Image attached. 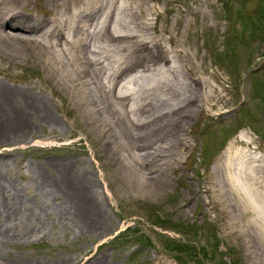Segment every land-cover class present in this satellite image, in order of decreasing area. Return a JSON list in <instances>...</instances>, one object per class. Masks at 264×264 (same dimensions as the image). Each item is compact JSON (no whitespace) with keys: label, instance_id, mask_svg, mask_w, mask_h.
<instances>
[{"label":"rangeland","instance_id":"rangeland-1","mask_svg":"<svg viewBox=\"0 0 264 264\" xmlns=\"http://www.w3.org/2000/svg\"><path fill=\"white\" fill-rule=\"evenodd\" d=\"M148 2L160 12L148 16L165 42L174 34L189 53L187 64L206 69L221 91L222 111L196 119L183 159L167 168L165 180H148L141 189L118 175L114 161L94 157L95 135L84 124L83 130L71 125L72 112L57 105L62 94L54 95L63 127L52 131L46 123L22 140L0 139V169L22 187L29 208L9 222L18 234L0 235V264H264L258 222L230 207L218 190H207L216 185L211 171L229 142L250 140L264 154V0ZM14 70L15 78L1 74L0 80L35 83L49 93L38 66ZM50 159H72L95 178L104 228L89 231L58 213L63 193L47 194L36 174L42 170L48 183L58 177Z\"/></svg>","mask_w":264,"mask_h":264},{"label":"bare ground","instance_id":"bare-ground-1","mask_svg":"<svg viewBox=\"0 0 264 264\" xmlns=\"http://www.w3.org/2000/svg\"><path fill=\"white\" fill-rule=\"evenodd\" d=\"M159 14L148 0H0V75L15 78L16 67L34 65L49 87L46 93L35 83L0 80V139L22 140L46 123L52 131L63 127L53 101L62 94L57 105L72 112L71 125L83 130L84 124L95 135L94 157L114 161L118 175L141 189L148 180H165L192 144V124L220 113L222 98L206 69L187 64L189 53L174 34L165 42L148 16ZM244 141L228 143L211 171L218 188L207 190H218L230 207L260 223L264 154ZM48 164L58 173L54 181L44 180L42 170L36 174L47 194L63 193L58 213L89 231L104 228L95 178L72 159ZM27 203L22 187L0 169V235L18 234L9 222L29 210Z\"/></svg>","mask_w":264,"mask_h":264},{"label":"clouds","instance_id":"clouds-1","mask_svg":"<svg viewBox=\"0 0 264 264\" xmlns=\"http://www.w3.org/2000/svg\"><path fill=\"white\" fill-rule=\"evenodd\" d=\"M255 227L259 230L262 238H264V217L260 218V223L255 224Z\"/></svg>","mask_w":264,"mask_h":264},{"label":"trees","instance_id":"trees-1","mask_svg":"<svg viewBox=\"0 0 264 264\" xmlns=\"http://www.w3.org/2000/svg\"><path fill=\"white\" fill-rule=\"evenodd\" d=\"M175 244H176V247H179L180 246L182 248V246H183V243L180 242V241L178 243H175ZM177 249L179 250V248H177Z\"/></svg>","mask_w":264,"mask_h":264}]
</instances>
